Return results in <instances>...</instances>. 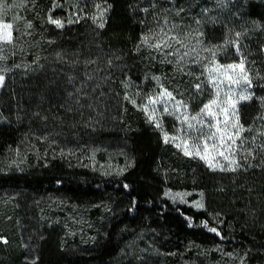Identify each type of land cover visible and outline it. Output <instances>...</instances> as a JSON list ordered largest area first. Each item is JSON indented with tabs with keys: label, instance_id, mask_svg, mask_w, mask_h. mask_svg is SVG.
I'll return each instance as SVG.
<instances>
[{
	"label": "trees",
	"instance_id": "trees-1",
	"mask_svg": "<svg viewBox=\"0 0 264 264\" xmlns=\"http://www.w3.org/2000/svg\"><path fill=\"white\" fill-rule=\"evenodd\" d=\"M191 2L75 0L68 6L66 0H17L14 13L18 19L12 22L11 42H0V74L4 78L0 89V191L59 193L74 200L112 197L126 208L112 221L94 252L58 253L55 260L46 252L38 264L106 262L119 250L115 238L118 229L126 224L142 225L144 220L182 242L232 244L249 250L250 258L264 264V129H258L264 124V110L255 97L244 103L240 112L242 125L252 132L258 130L261 147L252 149L256 160L245 173L238 170L229 174L230 180L218 178L216 173L200 174L202 186L214 184V194L218 195L214 202L208 196L204 210L175 207L162 197L153 178L160 174L163 183L164 173L169 175L167 155L162 154L160 143L154 148V133L141 119L119 134L104 133L121 135L132 145L133 166L121 177L75 181L48 168L56 163L53 157L45 160L39 155L37 159L33 152L67 144L84 132L89 126V101L99 103L98 113L103 117L106 113L120 114L124 108L134 110L153 87L151 76H172L170 70L163 71L159 58L147 51L145 41L175 14V7ZM240 6L242 26L232 33L236 36L233 46L238 49L253 46L256 41L250 39L258 41L263 37L258 31L264 30V0H244ZM50 17L63 26L50 23ZM219 26L226 31L224 24ZM209 30L205 27V32ZM255 50L263 54L264 45L258 44ZM248 53L254 51H241L254 92L256 97L264 96L259 93L264 70ZM195 85L191 84L190 98L196 96ZM204 102L191 103V109L197 110ZM6 158L10 168L2 169ZM37 162L40 166L35 167L43 169L32 170ZM22 164L26 168L21 169ZM220 185L224 187L219 189ZM214 215L221 224L214 221Z\"/></svg>",
	"mask_w": 264,
	"mask_h": 264
},
{
	"label": "rangeland",
	"instance_id": "rangeland-1",
	"mask_svg": "<svg viewBox=\"0 0 264 264\" xmlns=\"http://www.w3.org/2000/svg\"><path fill=\"white\" fill-rule=\"evenodd\" d=\"M191 1L189 6L175 7V14L145 41L147 51L159 58L163 71L170 70L172 76H151L154 85L134 110L124 108L120 114L106 113L103 117L98 113L99 103L89 101V126L85 131L67 144L54 148L50 145L43 152L34 150L37 159L39 155H44L45 160L53 157L56 163H48L53 164L48 167L50 170L79 182L124 176L133 166L132 145L121 135L106 136L104 133L119 134L141 119L154 133V148L160 143L162 154L167 155L169 175L164 173L162 183L160 174H156L153 181L162 197L173 206L198 211L206 209L208 196L211 202L217 200L214 184L205 188L198 180L204 171L229 180L231 173L238 170L245 173L256 160L252 149H259L261 145L258 144V130L252 132L242 125L240 108L255 97L264 110V96L256 97L241 51L253 50L249 56L259 61L264 70V50L263 54L255 50L258 44L264 45V30L258 31L263 36L258 39L259 43L257 38L250 39L256 41L253 46L247 44L238 49L233 46L236 36L232 33L242 26L240 4L244 0ZM66 3L69 6L75 0H66ZM16 5L17 0H0V25H11L7 30L11 39L12 22L18 19L14 13ZM221 24L226 31L221 30ZM208 26L210 30L205 32ZM2 33L4 29L0 27ZM220 33L222 36H218ZM164 41L169 46H164ZM158 43L160 48L154 46ZM241 63L243 72L240 67L229 68V65ZM145 70L151 71L148 67ZM192 83L196 84L197 93L190 98ZM2 85L3 82L0 89ZM164 91L171 93L172 98L162 96ZM260 92L264 93V85L259 88ZM241 96L249 98L241 99ZM201 100L204 104L192 110L190 104ZM213 100L215 104L211 103ZM205 105L211 106V115L201 111ZM150 114L154 115L153 122H149ZM184 117H188V121L185 122ZM156 122L159 127L155 126ZM258 129H264V124ZM210 136L212 139H208ZM185 150L191 154L185 155ZM201 156H206L215 167H210ZM6 159L2 169L10 168V160ZM231 160L236 164L230 165ZM37 163L32 170L43 169L35 167L40 166ZM26 164L19 167L26 168ZM222 187L220 185L219 189ZM125 209L119 199L112 197L74 200L59 193L0 191V264H38L40 256L46 252L54 260L58 253L90 254L101 246L112 221ZM219 219L214 215V221L221 224ZM146 221L142 225L126 224L118 229L116 256L97 264H257L253 257L250 258L249 250L232 244L182 242L167 230L146 225Z\"/></svg>",
	"mask_w": 264,
	"mask_h": 264
},
{
	"label": "snow or ice",
	"instance_id": "snow-or-ice-1",
	"mask_svg": "<svg viewBox=\"0 0 264 264\" xmlns=\"http://www.w3.org/2000/svg\"><path fill=\"white\" fill-rule=\"evenodd\" d=\"M49 22L52 23V24H54L56 27H62V26H63V24H62V22H61L60 20H58V19H52L51 17L49 18ZM100 26L103 27V24H101ZM0 27H2V28L4 29V33L0 34V41L11 42V33L7 31L8 29L11 28V25H10V24H3V25H0ZM172 39H175V37H173ZM163 44H164V46H169V45L167 44V41H164ZM154 46L157 47V48H160V47H161V44L158 43V44H156V45H154ZM236 67H240L241 72L244 71V69H243V64H242V63H241V65H239V66H237V65H229V68H233V69H235ZM243 78H244L245 80H247V77H246V76H244ZM3 79H4L3 76H0V83L3 82ZM197 87H199V86H197ZM162 96H164V97H166V98H169V99L172 98L171 93H169V92H167V91H164V92L162 93ZM248 98H249V97L241 96V99H248ZM150 102H153V103H154V102H156V101H150ZM211 103H212V104H215L216 101L213 100ZM178 104H179V102H178ZM210 107H211L210 105H205V106H204V109H202L201 111H202V112L207 111L208 114L211 115ZM233 107H234V105H233ZM145 111H146V113L148 112L147 109H145ZM165 111H167V108H165ZM177 111H179V107H177ZM152 112L154 113L155 110L153 109ZM148 119H149V122H153V121H154V115L150 114V115L148 116ZM178 119H179V117H178ZM188 119H189L188 117H184L185 122L188 121ZM191 119L194 120V119H196V117H191ZM155 126H156V127H159L160 125H159L158 122H156V123H155ZM189 127H192V125L189 124ZM218 131H219V129H218ZM213 135H214V134H213ZM236 135L238 136V133H236ZM208 139H212V137L210 136V137H208ZM167 141H168V137H167V135H166V136H165V142H167ZM233 143H234V141H233ZM207 147H208V145H207V143H205V149H207ZM213 147H215V145H213ZM190 154H191V153H189L187 150H185V155H190ZM221 155H223V153H221ZM200 158H201V159H205L206 162L209 163V166H210V167H215V166L211 163V161L207 160V157H206V156H201ZM225 159H228V157H225ZM235 164H236V161H235V160H231V161H230V165H235ZM209 231L215 232L216 230H215L214 228H210Z\"/></svg>",
	"mask_w": 264,
	"mask_h": 264
}]
</instances>
